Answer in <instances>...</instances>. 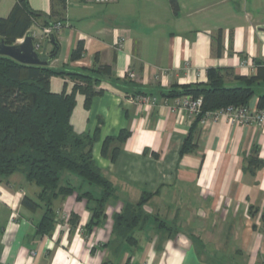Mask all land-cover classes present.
Segmentation results:
<instances>
[{
    "label": "crops",
    "instance_id": "crops-1",
    "mask_svg": "<svg viewBox=\"0 0 264 264\" xmlns=\"http://www.w3.org/2000/svg\"><path fill=\"white\" fill-rule=\"evenodd\" d=\"M17 0H0L7 17ZM29 0L31 7L64 24L55 34L58 54L50 66L80 71L110 65L89 108L78 92L71 122L76 133L100 129L93 156L113 183L116 197L106 217L91 232L86 200L77 194L54 201L57 222L39 235L44 209L23 206L39 188L24 175L0 179V264H261L264 259V165L251 163L258 150L264 163V129L233 124L227 117L201 119L193 151L181 149L195 118L167 98L174 84L207 82L210 67L224 72L227 86L236 78L260 76L249 105L264 94V0ZM36 31L45 26L33 25ZM219 38V39H217ZM83 40V57L70 60ZM218 40L222 51L218 52ZM52 41L43 44L50 55ZM74 81L53 76V92H71ZM147 96L150 104L139 100ZM129 136L114 160L101 153L104 140L122 131ZM116 144V143H115ZM81 191L101 188L72 176ZM143 205L150 218L134 232L137 244L113 243V215L126 202ZM18 207L20 217L12 220ZM62 212L76 215L67 220ZM71 217V216H70ZM157 218V219H156ZM165 221L171 229L159 226ZM95 250H92V249Z\"/></svg>",
    "mask_w": 264,
    "mask_h": 264
},
{
    "label": "trees",
    "instance_id": "trees-1",
    "mask_svg": "<svg viewBox=\"0 0 264 264\" xmlns=\"http://www.w3.org/2000/svg\"><path fill=\"white\" fill-rule=\"evenodd\" d=\"M61 1L64 7L65 0ZM170 4L173 11L178 13V0H170ZM37 22L41 26H48L58 21L51 22L49 15L33 9L29 0H17L10 14L0 17V42L7 45L17 43ZM220 45L221 41L218 40L217 54L222 51ZM55 51L56 46L52 53ZM84 51V41L80 40L72 50L70 60L81 59ZM42 56L47 57L44 53ZM226 71L228 69L210 67L207 82L174 84L164 93L165 97L171 99L185 95L203 99L202 110L193 122L181 154L195 149L194 130L208 112L231 105L246 106L254 97L259 75L236 76L244 84L227 86L224 81ZM111 74L110 65L66 71L50 65L21 63L0 54V179L22 174L39 188L35 198L25 195L22 200L23 206L31 211L44 209L42 218L37 223L39 235H50L54 230L57 222L54 201L59 197L77 194V200H86L87 208L91 211L87 232H91L106 217L107 204L111 198L116 197L113 183L102 173L93 156L100 129L96 128L93 133L79 134L75 132L71 122L77 93L85 96V106L89 108L94 96L101 92L98 89L101 76ZM53 76L72 79V91L64 89L53 92L50 88ZM258 108L264 109V94L259 98ZM128 136L129 132L122 130L118 136L107 137L102 145V155L114 160L120 144ZM253 151L255 155L250 162L262 167L264 163L258 159V150L254 148ZM72 176H78L82 181L100 187V195L96 196L90 190L81 191V187L71 181ZM151 194L144 192L137 203L126 202L122 211L113 215V243L119 248L125 244H137L134 232L150 218L143 205ZM262 218L264 221V212ZM72 219L76 220L77 216L71 215L69 220ZM158 224L171 229L163 220ZM261 264H264V259Z\"/></svg>",
    "mask_w": 264,
    "mask_h": 264
},
{
    "label": "built area",
    "instance_id": "built-area-1",
    "mask_svg": "<svg viewBox=\"0 0 264 264\" xmlns=\"http://www.w3.org/2000/svg\"><path fill=\"white\" fill-rule=\"evenodd\" d=\"M96 3H107L110 0H89ZM64 27V24L60 21L50 24L48 26L43 27L42 30L34 31L32 32L33 41H34V47L35 50L39 54H43V44L46 41H50L52 37L55 36V34L59 33L62 28ZM139 100L143 103L150 104L152 100H150L147 96H140ZM176 106L178 109H181L183 111H186L189 116L196 118L197 115L202 110L203 105V99L200 98H194L192 95H185L179 98H176ZM213 117L215 119H218L220 117H227L233 124H240L243 126L246 125H254L256 127H260L264 129V109H260L258 107H253L251 105L246 106H228L216 111L208 112L204 119L206 117ZM2 196V191L0 190V199ZM14 216V215H13ZM11 217L12 220H15L16 217ZM70 213L62 212L61 217L64 219L70 218Z\"/></svg>",
    "mask_w": 264,
    "mask_h": 264
},
{
    "label": "water",
    "instance_id": "water-1",
    "mask_svg": "<svg viewBox=\"0 0 264 264\" xmlns=\"http://www.w3.org/2000/svg\"><path fill=\"white\" fill-rule=\"evenodd\" d=\"M52 43L56 46V51L43 57L34 47L33 36L28 32L22 41L13 45H7L3 41L0 42V54L9 56L21 63L32 65H50L51 61L58 54L59 46L55 38L52 37Z\"/></svg>",
    "mask_w": 264,
    "mask_h": 264
},
{
    "label": "rangeland",
    "instance_id": "rangeland-1",
    "mask_svg": "<svg viewBox=\"0 0 264 264\" xmlns=\"http://www.w3.org/2000/svg\"><path fill=\"white\" fill-rule=\"evenodd\" d=\"M31 28H34L33 26L31 27ZM34 31H36V29H30V31L29 32H34ZM25 37V36H24ZM23 37V38H24ZM23 38H21V39H18V41L17 42H20V41H22L23 40ZM52 39V38H51ZM51 41V40H50ZM65 173H68V172H65ZM76 177H78V176H76ZM79 178V177H78ZM81 179V178H80ZM82 180V179H81ZM14 215V216H13ZM12 216L13 217H16V219L17 218H19L20 217V213H19V210H18V207H16L14 210H13V212H12Z\"/></svg>",
    "mask_w": 264,
    "mask_h": 264
}]
</instances>
